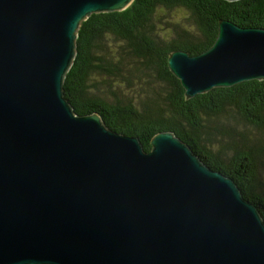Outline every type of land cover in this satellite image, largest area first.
<instances>
[{"label":"water","instance_id":"water-1","mask_svg":"<svg viewBox=\"0 0 264 264\" xmlns=\"http://www.w3.org/2000/svg\"><path fill=\"white\" fill-rule=\"evenodd\" d=\"M133 1L0 0V264H264V219L233 179L173 132L145 151L64 95L81 24ZM168 66L186 99L264 80V29L222 20Z\"/></svg>","mask_w":264,"mask_h":264},{"label":"trees","instance_id":"trees-1","mask_svg":"<svg viewBox=\"0 0 264 264\" xmlns=\"http://www.w3.org/2000/svg\"><path fill=\"white\" fill-rule=\"evenodd\" d=\"M183 15L191 30L177 29L181 18L170 21ZM222 20L264 29V0H134L121 12L92 14L78 31L64 95L77 114L98 113L145 151L156 134L175 133L210 169L233 179L264 219V80L186 99L168 66L174 51L210 49Z\"/></svg>","mask_w":264,"mask_h":264},{"label":"rangeland","instance_id":"rangeland-1","mask_svg":"<svg viewBox=\"0 0 264 264\" xmlns=\"http://www.w3.org/2000/svg\"><path fill=\"white\" fill-rule=\"evenodd\" d=\"M184 16V15H183ZM174 19H172V20H170V21H175V22H178V19L179 18H181V19H179L180 20V23H179V25H177V24H174L175 26L177 25V29H188V30H191V28H192V25L189 23V22H187V16L185 17L184 16V18L183 17H177V16H174L173 17ZM174 27V26H173ZM164 29H167V32H169V30L170 29H168L167 27H163ZM124 94H126V95H131L130 97H134L136 94L134 93L133 94V92H131V91H128V90H125V93ZM129 97V98H130ZM139 101V99H137V102ZM136 102V103H137ZM230 125H231V123H229ZM260 171L261 172H264V168L262 167L261 169H260Z\"/></svg>","mask_w":264,"mask_h":264}]
</instances>
